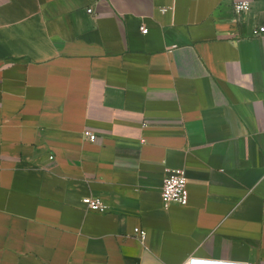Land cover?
I'll return each instance as SVG.
<instances>
[{
    "label": "crops",
    "instance_id": "crops-1",
    "mask_svg": "<svg viewBox=\"0 0 264 264\" xmlns=\"http://www.w3.org/2000/svg\"><path fill=\"white\" fill-rule=\"evenodd\" d=\"M234 1L0 0V264H264V0Z\"/></svg>",
    "mask_w": 264,
    "mask_h": 264
},
{
    "label": "built area",
    "instance_id": "built-area-1",
    "mask_svg": "<svg viewBox=\"0 0 264 264\" xmlns=\"http://www.w3.org/2000/svg\"><path fill=\"white\" fill-rule=\"evenodd\" d=\"M233 9L234 14L239 17L250 9V2L248 0L234 1ZM87 10L90 13L93 12L91 8H88ZM141 32L143 34H146L148 32V29L142 26ZM253 36H264V24L257 25L256 27H254ZM84 134L85 137L91 142H95L98 139L97 134L89 129H87ZM161 197L163 205L165 207H168L172 204L186 206L189 203L188 179L183 169H174L167 171L163 179ZM83 203L90 211L104 212L106 210V206L101 202L98 197L95 196L84 197ZM135 232L140 237H143L145 234V232L140 228H136Z\"/></svg>",
    "mask_w": 264,
    "mask_h": 264
}]
</instances>
